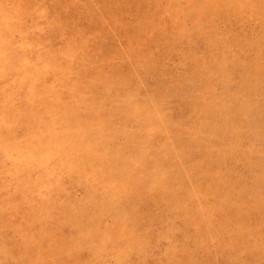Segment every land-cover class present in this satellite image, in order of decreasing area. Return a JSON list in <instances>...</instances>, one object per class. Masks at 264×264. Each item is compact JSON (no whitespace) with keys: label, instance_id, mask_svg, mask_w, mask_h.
I'll use <instances>...</instances> for the list:
<instances>
[{"label":"rangeland","instance_id":"obj_1","mask_svg":"<svg viewBox=\"0 0 264 264\" xmlns=\"http://www.w3.org/2000/svg\"><path fill=\"white\" fill-rule=\"evenodd\" d=\"M0 60V264H264V0H0Z\"/></svg>","mask_w":264,"mask_h":264},{"label":"bare ground","instance_id":"obj_2","mask_svg":"<svg viewBox=\"0 0 264 264\" xmlns=\"http://www.w3.org/2000/svg\"><path fill=\"white\" fill-rule=\"evenodd\" d=\"M37 5V4H36ZM22 10V9H21ZM29 12H30V10H28ZM4 40V39H3ZM2 44V43H1ZM7 50V49H6ZM23 54V53H22ZM28 54V53H27ZM26 55V54H25ZM29 55V54H28ZM12 57V56H11ZM22 57V56H21ZM23 58V57H22ZM25 58H27V57H25ZM30 58V57H29ZM49 58V57H48ZM16 59V58H15ZM50 59V58H49ZM25 60V59H24ZM1 61V60H0ZM18 61V60H17ZM23 64V63H22ZM29 64V63H28ZM21 66V65H20ZM31 66H32V64H31ZM18 67V66H17ZM34 69V68H33ZM31 70V69H30ZM15 71V70H14ZM22 71V70H21ZM23 72H25V70L23 71ZM14 75V74H13ZM21 76V75H20ZM19 76V77H20ZM24 76V75H23ZM16 78V77H15ZM17 79H18V77H17ZM8 80H10V79H8ZM18 81V80H17ZM27 83V82H26ZM23 87L24 86H26V85H22ZM12 88H14V87H12ZM18 89V88H17ZM22 92V91H21ZM28 92H30V91H28ZM9 98H11V97H9ZM33 98V97H32ZM35 100V99H34ZM6 114H7V112H6ZM45 161V160H44Z\"/></svg>","mask_w":264,"mask_h":264}]
</instances>
